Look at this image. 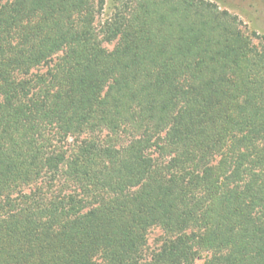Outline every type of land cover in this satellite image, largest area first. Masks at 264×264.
<instances>
[{
	"label": "trees",
	"instance_id": "1",
	"mask_svg": "<svg viewBox=\"0 0 264 264\" xmlns=\"http://www.w3.org/2000/svg\"><path fill=\"white\" fill-rule=\"evenodd\" d=\"M105 4L0 0V264H264V36Z\"/></svg>",
	"mask_w": 264,
	"mask_h": 264
},
{
	"label": "rangeland",
	"instance_id": "2",
	"mask_svg": "<svg viewBox=\"0 0 264 264\" xmlns=\"http://www.w3.org/2000/svg\"><path fill=\"white\" fill-rule=\"evenodd\" d=\"M124 0H106L103 13L97 18L96 26L110 18ZM128 1V0H127ZM216 3L221 9L237 15L246 25L249 32H256L264 36V0H210ZM105 47L112 50L114 44H105ZM163 232L160 229H153L149 232V247L157 249Z\"/></svg>",
	"mask_w": 264,
	"mask_h": 264
}]
</instances>
